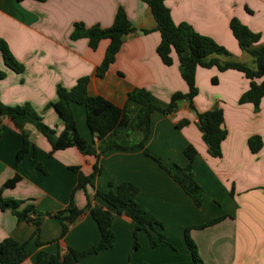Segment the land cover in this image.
Listing matches in <instances>:
<instances>
[{"label": "crops", "instance_id": "0c3cea01", "mask_svg": "<svg viewBox=\"0 0 264 264\" xmlns=\"http://www.w3.org/2000/svg\"><path fill=\"white\" fill-rule=\"evenodd\" d=\"M165 2L176 23L188 22L199 33L212 36L241 62L250 61L251 56L241 50L232 33L233 17L260 33V43L264 44V0ZM120 7L136 30L126 35L104 77H98L97 67L110 40L102 39L93 49L88 38L73 40L71 33L76 22H83L86 27H110ZM156 26L150 7L142 0H0V38L24 65L18 73L0 60V68L6 72L0 80V100L9 106L30 103L58 133L64 129V123L47 104L57 99L58 84L72 88L82 76L90 77V94L101 95L119 107H124L128 93L137 87L169 101L173 93L187 92L188 86L180 73L177 54L172 53L171 65H166L158 55L161 35ZM144 29L149 32H143ZM215 77L217 83L212 82ZM196 83L199 90L206 91H199L194 99L197 110L205 111L218 103L224 111L228 135L222 142V156L209 154L196 115L185 101L171 115L159 111L152 114V130L146 145L166 167L186 165L185 147L191 144L196 148L194 175L205 190L202 206H197L159 162L141 148L105 152L100 158L101 175L94 178L87 191L75 189L78 173L71 166L89 175L97 157L83 154L76 147L50 155L52 146L48 139L27 123L25 131L47 173L33 161L32 148L17 163L22 136L7 118L3 123L12 131L0 134L1 195L33 203L41 212L54 213L71 206L75 189L73 201L77 207L85 208L89 196L93 205L109 208L96 195L97 190L108 191L110 182L115 187L129 181L138 188L137 201L162 222L167 240L175 246L152 247L148 232L140 230V245L134 249V222L125 214H116L111 226L116 236L113 246L87 255L77 264H196L186 245L185 228L224 215L227 217L214 225L190 231L203 260L198 264H264V97L259 111L252 103L240 104L239 98L250 84L245 74L236 69L220 71L217 67L199 66ZM73 108L80 133L97 145L87 124L85 107L73 104ZM182 120L189 123L178 127ZM253 135L263 140L258 152H253L248 144ZM34 229L32 221H18L10 209L0 208V241L12 237L28 242L29 255L22 264H36L40 251L64 253L68 246L83 250L101 238L99 226L88 209L59 241L56 240L61 234V223L50 215L44 216L41 225L43 245L32 238ZM152 234L158 238L156 232ZM39 264L48 262L43 260Z\"/></svg>", "mask_w": 264, "mask_h": 264}, {"label": "trees", "instance_id": "16d2710c", "mask_svg": "<svg viewBox=\"0 0 264 264\" xmlns=\"http://www.w3.org/2000/svg\"><path fill=\"white\" fill-rule=\"evenodd\" d=\"M23 1V0H18ZM45 1V0H37ZM151 9L156 20L155 30L160 32L161 40L157 46V53L166 65L173 63L172 53L175 52L179 60V69L182 78L185 80L188 91H177L172 94L169 101L157 98L146 88H134L127 96L124 107H119L101 95L89 93V76H82L72 88L57 85V99L47 104L53 107L64 123V129L58 133L54 128L47 125L40 113L30 103L17 106H9L0 100V134L12 131V128L3 123L7 118L11 121L22 136V146L16 155V162L19 163L28 151L33 149V161L42 172L47 173L44 165L38 161L36 147L33 145L29 135L25 131L27 123L33 124L50 142L53 152L69 147H76L83 154H91L97 157L92 173L85 175L77 166L71 168L78 173V182L75 189L87 191V186L93 184L95 177L101 175V156L109 150H133L141 148L145 154L151 156L146 142L152 130V114L155 111L171 115L177 111L182 101H185L189 108L195 113L197 126L202 132L208 152L213 157L222 156V142L228 135L225 127L224 111L217 103L211 109L205 111L197 110L194 99L199 90L196 83V70L199 66L204 68L217 67L220 71L236 69L245 74L249 79V88L239 98V103H252L255 111L260 110V104L264 97V44H261V34L254 32L239 18L233 17L230 21V28L238 41L241 50L253 59L254 67L237 60L234 55L223 45L213 38L199 33L188 22L176 23L171 14L166 0H142ZM136 29L128 18L125 10L120 7L110 27L103 28L100 25L86 27L83 22H76L71 33V39L88 38L89 45L95 49L102 39H109L104 58L97 67V76L104 77L124 42L126 35ZM148 33L149 30L144 29ZM0 60L15 72L21 73L24 65L21 64L12 53L8 43L0 38ZM6 76V72L0 68V80ZM217 83L218 79H212ZM73 104L83 105L86 109L87 124L94 136L97 138V145L89 143L80 133L77 125ZM188 120H182L177 124L182 127L188 124ZM248 144L253 152H258L263 146V140L259 135H253L248 139ZM184 153L188 162L184 166H164L158 158L159 164L172 176V178L184 189L197 206H202L205 190L198 183L194 175V159L197 154L196 148L188 144ZM108 191L97 190L96 195L108 203L109 208L101 205H93L88 196L85 208H79L73 201L71 195V206L54 212L44 213L39 211L33 203H26L25 200L3 197L0 193V208L10 209L18 221H32L35 229L32 238L36 239L38 245H43L40 240L41 225L45 215H50L61 223V234L56 241L62 239L68 232L72 223L85 211L89 210L96 220L101 238L98 242L83 249L76 250L68 246L62 253H48L40 251L37 255L36 264L47 260L48 264H77L81 259L90 254L100 253L113 246L116 236L111 226L116 214L129 216L135 225L134 249L139 247L138 232L146 230L149 234L150 245L175 246L167 240L163 232V224L156 216L136 199L138 188L129 181H123ZM227 215L214 218L206 223L188 226L184 230L186 245L196 264L203 263L199 249L190 235L192 229H203L214 225L225 219ZM152 231L156 232L155 238ZM28 242H21L12 237L0 241V262L2 264H22L28 257Z\"/></svg>", "mask_w": 264, "mask_h": 264}, {"label": "rangeland", "instance_id": "374dc122", "mask_svg": "<svg viewBox=\"0 0 264 264\" xmlns=\"http://www.w3.org/2000/svg\"><path fill=\"white\" fill-rule=\"evenodd\" d=\"M258 4V3H257ZM204 35V34H203ZM206 36H208V35H206ZM209 37H211V38H213L212 36H209ZM214 39V38H213ZM215 40V39H214ZM228 49V48H227ZM232 53V52H231ZM251 59H250V61H248V62H246L250 67H254V63L252 62V57H250ZM198 86V85H197ZM198 90H199V87H198ZM202 94H204V93H206V91L204 90V89H201V90H199ZM200 93L198 92V94H197V96L199 95Z\"/></svg>", "mask_w": 264, "mask_h": 264}]
</instances>
